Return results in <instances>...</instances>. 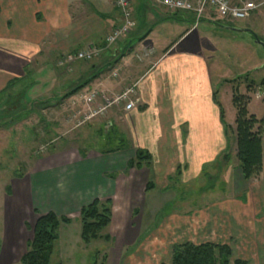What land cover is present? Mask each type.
I'll return each instance as SVG.
<instances>
[{"label":"crops","instance_id":"0c3cea01","mask_svg":"<svg viewBox=\"0 0 264 264\" xmlns=\"http://www.w3.org/2000/svg\"><path fill=\"white\" fill-rule=\"evenodd\" d=\"M259 1L264 5V0ZM0 2V96L10 89H25L26 92L29 87L37 89L40 86L49 92L70 93L86 84L79 93L97 91L100 97L114 99L134 88L133 100H138L131 111L114 106L111 108L114 109L113 116L111 111L107 112L108 124L112 126L116 125V119H122L116 133L127 138L128 149L118 148L109 155L96 150L78 151L77 156L69 159L37 165L33 177L24 183H13L9 196L3 202L5 233L0 243V264H12L20 252L23 238L21 223L24 221L25 226L30 225L35 211L57 215L78 212L79 206L82 209L94 199L104 198L113 204L127 203L130 209L133 196L138 193L145 198V213L151 216L156 211V219L166 207L163 203L169 201L160 191L157 192L159 184L172 169L181 167L183 174L187 173V178L193 179L225 153L227 124L225 116L224 122L221 120L218 93L215 92L207 59L183 47L191 38L192 31L198 29L202 22L210 21L208 18L198 21L190 14H170L152 0H131L133 28L126 36L107 43V37L123 22L113 0ZM259 19L260 15L255 14L254 19L242 27H248L262 37ZM189 23L193 24L192 29L188 28ZM202 35L211 37L204 33L199 38ZM94 45L102 48V55L92 63H78L73 75L59 72L52 66L60 55H71ZM49 66L51 71L47 73ZM45 91L41 89L38 92L43 95ZM77 95L65 100L62 96L58 102L62 105L69 100L72 105ZM34 101H37L36 96L31 99ZM49 101L56 102V98ZM101 104L98 101L99 107ZM227 126L234 128L235 124ZM262 146L263 172L257 179L261 188L264 187V135ZM138 150L146 151L152 157L149 167L135 168L138 175L148 168L152 177L146 185L140 183L135 191L136 178L132 175L133 181L121 179L114 170L121 168L124 162L127 166L135 159ZM88 161L91 164L82 174L81 182H77L74 178L77 170L73 167ZM61 163L65 164L66 187L59 193L55 179ZM148 184L153 189L147 190ZM142 185H145L146 193H143ZM251 202L250 196L249 205L245 207L247 210L244 209L247 218L257 217L261 212V207L257 211V202ZM236 206L241 210L244 208L241 203ZM117 210L116 206L113 207V224ZM116 256L115 252L113 257L116 259Z\"/></svg>","mask_w":264,"mask_h":264},{"label":"rangeland","instance_id":"374dc122","mask_svg":"<svg viewBox=\"0 0 264 264\" xmlns=\"http://www.w3.org/2000/svg\"><path fill=\"white\" fill-rule=\"evenodd\" d=\"M229 1L233 6L242 5L241 0ZM233 1H236V4ZM244 1H253L258 6L248 19H254L255 14L260 15L262 37L259 39L264 42V5H260L259 0ZM212 14V10L207 11L206 15L210 21L202 22L198 29L193 30L191 38L183 47L207 59L215 92L218 93V102L224 112L225 124H235V96L248 98L250 115L261 120L264 118V98L260 89L264 80V49L251 35L224 29L230 26L244 28L242 26L248 19L232 23L219 20ZM192 27L193 24L189 23L188 28ZM204 33H209L211 37L202 35L199 38V35ZM254 34L258 37L257 33ZM66 57L67 55H60L52 66L68 75L72 74V71L75 72L78 63L89 64L98 60L65 61ZM47 69V73H50V66ZM40 87H29L26 92L25 89H10L0 96V243L5 233L2 223L3 202L5 197L9 196L13 183H24L33 177L37 165L69 159L77 156L78 151L85 153L96 150L109 155L121 148V145L124 146V141L128 143L125 136L116 133L118 124L122 125V119H116V125L108 126L107 112L111 111L113 116L114 109L111 108L114 106L85 122L89 106L77 97L72 105L69 100L60 105L59 99L69 92H49L45 91V87ZM41 89L45 91L43 95L38 92ZM35 96L37 101L31 102ZM52 97L56 98V102L49 101ZM104 98L108 99L99 97L98 101L102 104L99 107L97 101L94 107H103ZM119 106L125 107L123 104ZM227 144L225 153L214 163L203 168L195 178L188 179L187 173L183 174L181 167H175L166 175L157 192L160 191L164 199L169 201L167 204L163 203L166 207L156 219V211L148 216L143 210L145 198L142 194L132 195L133 201L138 203L142 211L134 202L130 204L129 209L127 203L113 204L112 201V207L116 206L118 210L114 214V224L102 233L111 237L108 242L102 238L89 245L83 243L82 224L79 220L80 206L78 212L75 210L70 213H58L59 217L67 216L72 219L70 225L62 226L59 231L57 250L61 263L110 264L116 252L115 264H172L174 245L211 243L229 246L233 253L232 263L240 260L247 264H264V187L261 188L257 179L251 182L243 180L233 129L228 133ZM149 166L150 164L146 165ZM149 170L146 168L138 175V170L128 168L124 162L121 168L114 171L121 175V179L128 181H133V175L136 178V191L140 183L146 185L149 182L152 177ZM55 182L56 190L59 193L64 192V170L57 172ZM145 185H142L143 193ZM250 196L252 202H257V211L261 207V212L257 217L247 218L244 209L247 210L245 207L250 201ZM106 200L109 199H101L102 202ZM146 202L149 205V201ZM238 203L244 207L242 210L236 206ZM58 205H61V202ZM73 206L76 207V204ZM33 215L36 220V214ZM34 220L30 224L31 230L27 229L26 222L22 221V248L17 252L12 264H20V258L27 248L26 243L33 238Z\"/></svg>","mask_w":264,"mask_h":264},{"label":"trees","instance_id":"16d2710c","mask_svg":"<svg viewBox=\"0 0 264 264\" xmlns=\"http://www.w3.org/2000/svg\"><path fill=\"white\" fill-rule=\"evenodd\" d=\"M85 86L86 84L66 94L63 100L78 94ZM260 89L264 98V80L260 84ZM216 95L217 93L214 94L215 101ZM249 102L248 98L235 96L233 98V105L237 111L235 128L226 125L227 136L231 129L235 132L237 160L245 182L260 178L263 172L264 118L258 120L254 115H250ZM219 109L221 120L224 122L223 109L220 106ZM124 143L125 145H121V148L128 149L129 144L125 141ZM151 161L152 157L148 152L138 150L135 159L128 162L127 166L130 169L140 170L143 166L151 164ZM178 173H180L179 169ZM151 189H153L152 185L148 184L147 190ZM35 214L38 219L32 229L33 238L27 242L26 253L22 256L20 264H62L57 250L59 231L62 226L70 225L72 219L67 216L59 217L54 212L41 214L35 211ZM79 220L82 224L81 239L83 243L89 245L102 238L107 242L110 241L111 237L102 233L111 227L113 222L112 201L102 202L100 199H94L90 204L82 207ZM26 228L31 230L29 224H26ZM232 258V250L227 245L186 243L173 246L172 264H247L240 260L232 263Z\"/></svg>","mask_w":264,"mask_h":264},{"label":"built area","instance_id":"2783aa9c","mask_svg":"<svg viewBox=\"0 0 264 264\" xmlns=\"http://www.w3.org/2000/svg\"><path fill=\"white\" fill-rule=\"evenodd\" d=\"M156 4L161 5L170 14H190L197 20L207 17L208 10H212V16L226 22L243 21L251 17L252 13L257 10L258 6L254 3H245L242 5H232L229 0H152ZM114 6L121 12L123 22L116 27L107 37V43H113L117 39L126 36L134 25L133 13L131 10V0H113ZM102 49L98 46H90L82 51L76 52L74 55H67L65 61H81L92 62L98 59L102 54ZM135 96V89L130 88L114 99H105L104 106L95 108L94 105L98 101L100 95L97 91L78 93L77 98L85 105L89 106L88 114L85 122L94 119L103 114L112 106L123 104L125 110L131 111L135 108L138 100H132Z\"/></svg>","mask_w":264,"mask_h":264},{"label":"bare ground","instance_id":"6f19581e","mask_svg":"<svg viewBox=\"0 0 264 264\" xmlns=\"http://www.w3.org/2000/svg\"><path fill=\"white\" fill-rule=\"evenodd\" d=\"M54 165H56L57 163L53 162ZM91 162L88 161L86 163H79L76 166L73 167V170H77L75 173L74 178H76V180H78L77 182H81V178H82V174L85 173L87 166L90 165ZM59 171H63L65 170V164L61 163V165L58 164V168ZM67 170H70L69 168ZM110 264H115V257H112V261Z\"/></svg>","mask_w":264,"mask_h":264},{"label":"water","instance_id":"95a60500","mask_svg":"<svg viewBox=\"0 0 264 264\" xmlns=\"http://www.w3.org/2000/svg\"><path fill=\"white\" fill-rule=\"evenodd\" d=\"M224 29L230 31V32H234V33H239V34H249L253 37V39L255 40V42L260 45L263 49H264V42L261 41L259 39V37H257L256 34H254L251 30L246 29V28H239V27H224ZM108 126H111V123L108 124Z\"/></svg>","mask_w":264,"mask_h":264}]
</instances>
